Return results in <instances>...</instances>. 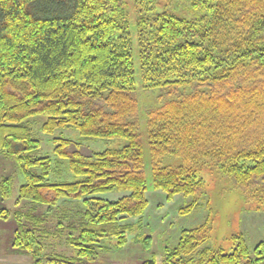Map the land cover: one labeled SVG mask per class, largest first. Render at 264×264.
I'll return each instance as SVG.
<instances>
[{
  "label": "trees",
  "instance_id": "obj_1",
  "mask_svg": "<svg viewBox=\"0 0 264 264\" xmlns=\"http://www.w3.org/2000/svg\"><path fill=\"white\" fill-rule=\"evenodd\" d=\"M143 1L136 50L146 86L159 94L146 117L124 0H0V154L15 158L22 179L2 178V200L17 192L15 202L32 210L83 205L65 237L75 253L52 251L46 264H88L110 238L129 244L149 205L144 122L153 185L168 200L203 190L202 167L214 163L247 202L264 203V0L194 1L198 20L150 15ZM38 119L50 153L34 133ZM67 129L78 138L60 132ZM113 138L126 143L101 151L85 144ZM17 213L13 246L35 257L46 247L41 217ZM211 230V222L184 229L160 261L142 264H264V241L252 250L235 235L227 253L203 247ZM139 241L147 249L153 242Z\"/></svg>",
  "mask_w": 264,
  "mask_h": 264
},
{
  "label": "rangeland",
  "instance_id": "obj_2",
  "mask_svg": "<svg viewBox=\"0 0 264 264\" xmlns=\"http://www.w3.org/2000/svg\"><path fill=\"white\" fill-rule=\"evenodd\" d=\"M194 1L199 0H146V4L150 15L166 10L174 15L188 16L198 20V16H203L204 13L201 11L202 8L195 6ZM144 2L143 0H124V8L127 17H129L135 44L138 106H140V115L146 117V114L158 104L159 94L157 90L146 86L145 72L142 71L139 51L136 50L139 40L136 23L141 12H145L147 8ZM41 123L42 120L38 119L34 126V133L42 140V151L50 153L53 148L49 142L51 136L44 135L40 131ZM145 128V122L140 124V137L146 151V162H148L146 174H148L147 196L149 205L144 217H142L143 222L135 233L129 235V244L119 247L114 239H106L98 248L97 254L91 260L85 259V262L88 264H142L153 257L160 261L166 248H172L178 243L184 229H193L208 222H211L212 230L203 247L213 250L220 249L229 253L236 243L234 236L241 234L246 237L252 250L255 245L264 241V203L247 202L234 181L222 170L216 169L214 163H207L202 167L201 174L204 178V186L203 190L198 191L196 195H180L170 201L163 190L156 189L153 185L152 173H150L149 140ZM60 132L66 136H73L74 139L78 138L77 131L67 129ZM124 143H126V139L121 138H113L107 142H85L90 150L100 151L107 147L123 146ZM84 150L89 152L87 148ZM62 172L63 175H59L61 178H70L65 168L62 169ZM7 176L15 177L18 179V183L22 181L20 168L15 158L1 153L0 184L2 178ZM16 193L11 200H2L0 191V209L3 207L10 208V214L7 218L0 216V264H35V261L39 259L42 260V264H46L47 254L49 256L52 251L67 254L75 253L73 246L69 245L65 237L66 232L72 231L73 226L80 223V212L83 205L77 202H72L69 206L61 203L60 208L39 205L32 210L26 202L23 204L15 202ZM194 201H197V206L195 205L189 211L184 209L185 205L194 203ZM17 212H30L41 217L37 221V227H40L44 234L47 233L43 240L46 247L39 255L35 256L36 258L31 253L21 250L20 247L13 246L15 230L19 227L17 221L19 214ZM21 219V221L24 220ZM24 222L28 223L27 219ZM60 225H67V230L62 231L58 227ZM146 235L152 236L153 242L150 249L145 248L143 242L139 241ZM47 237L49 238L47 239ZM50 242L54 244L51 245Z\"/></svg>",
  "mask_w": 264,
  "mask_h": 264
}]
</instances>
